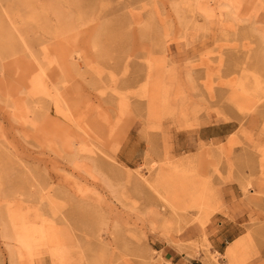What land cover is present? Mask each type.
<instances>
[{"label": "rangeland", "instance_id": "rangeland-1", "mask_svg": "<svg viewBox=\"0 0 264 264\" xmlns=\"http://www.w3.org/2000/svg\"><path fill=\"white\" fill-rule=\"evenodd\" d=\"M0 264H264V0H0Z\"/></svg>", "mask_w": 264, "mask_h": 264}, {"label": "bare ground", "instance_id": "bare-ground-1", "mask_svg": "<svg viewBox=\"0 0 264 264\" xmlns=\"http://www.w3.org/2000/svg\"><path fill=\"white\" fill-rule=\"evenodd\" d=\"M173 202L175 203H181L182 200L179 198L178 194H175L174 197H173ZM209 216V213H201V216H200V222L201 223H204L207 218ZM209 219V218H208ZM237 245H238V242H234L232 243L226 250V254L230 257L231 255H233L234 253V250L237 248Z\"/></svg>", "mask_w": 264, "mask_h": 264}, {"label": "crops", "instance_id": "crops-1", "mask_svg": "<svg viewBox=\"0 0 264 264\" xmlns=\"http://www.w3.org/2000/svg\"><path fill=\"white\" fill-rule=\"evenodd\" d=\"M234 241V240H233Z\"/></svg>", "mask_w": 264, "mask_h": 264}]
</instances>
